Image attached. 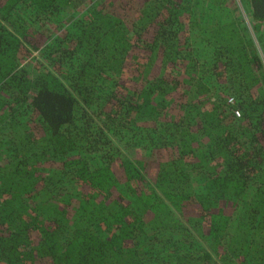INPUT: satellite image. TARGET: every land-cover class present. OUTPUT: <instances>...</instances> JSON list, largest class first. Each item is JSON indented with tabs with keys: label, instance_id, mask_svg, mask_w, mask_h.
<instances>
[{
	"label": "trees",
	"instance_id": "trees-1",
	"mask_svg": "<svg viewBox=\"0 0 264 264\" xmlns=\"http://www.w3.org/2000/svg\"><path fill=\"white\" fill-rule=\"evenodd\" d=\"M239 1L0 0V264H264Z\"/></svg>",
	"mask_w": 264,
	"mask_h": 264
},
{
	"label": "rangeland",
	"instance_id": "rangeland-1",
	"mask_svg": "<svg viewBox=\"0 0 264 264\" xmlns=\"http://www.w3.org/2000/svg\"><path fill=\"white\" fill-rule=\"evenodd\" d=\"M236 1H237L238 5H239L241 11H242L243 14H244V11H243V8H242V6H241L240 1H239V0H236ZM244 18H245V14H244ZM64 21H65V20H64ZM263 28H264V24H263ZM48 31L51 32V29H49ZM252 36H253V40L255 41V44H256V47H257V50H258L259 56H260V58H261V60H262V62H263V66H264V53H263V51H262L261 45L257 42V40H256V38L254 37L253 34H252ZM37 55H38V52H36V51H32L28 57H26L25 59H23V60L21 61L22 64L25 65V64H27L29 61H30V62H34V60L31 58V56H35V57H37Z\"/></svg>",
	"mask_w": 264,
	"mask_h": 264
},
{
	"label": "built area",
	"instance_id": "built-area-1",
	"mask_svg": "<svg viewBox=\"0 0 264 264\" xmlns=\"http://www.w3.org/2000/svg\"><path fill=\"white\" fill-rule=\"evenodd\" d=\"M228 99H230V100H231V98H228ZM235 113H237V112L235 111Z\"/></svg>",
	"mask_w": 264,
	"mask_h": 264
}]
</instances>
